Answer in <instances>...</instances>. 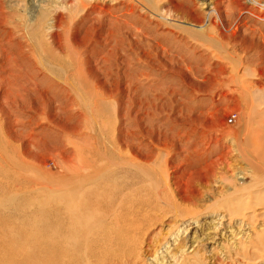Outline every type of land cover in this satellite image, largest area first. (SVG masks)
<instances>
[{"label":"rangeland","instance_id":"rangeland-1","mask_svg":"<svg viewBox=\"0 0 264 264\" xmlns=\"http://www.w3.org/2000/svg\"><path fill=\"white\" fill-rule=\"evenodd\" d=\"M147 2L178 16L179 26L194 32L174 34L159 28L145 10ZM217 2L0 0V264L101 263L99 216L90 217V224L86 215L93 213L83 205L86 200L90 207L97 205L96 170L123 176L128 167H110L119 159L109 154L110 162H97L90 180L79 178L85 172L76 178L74 169L85 167L92 154L104 156L115 139L122 147L120 162L137 167L132 172L153 171L164 189L168 171L174 176L168 185L176 189L175 179L180 178V194L202 201V208L218 202L212 215L180 222L179 231L170 232L175 234L169 245L154 246L159 254L148 252L145 245L139 264H264L251 251L254 240L264 239V218L251 220L252 210L244 212L243 223L239 215L222 216L225 201L250 194L264 203V194L246 182L248 161L234 140L242 137L245 126L226 100L222 84L228 75L221 70L229 60L207 15L215 5L223 15L222 28L242 23L237 42L250 58L258 55L263 63L264 22L244 9L251 0ZM81 4L90 9L85 12ZM194 36L214 53L195 49L188 40ZM181 37L186 44L179 42ZM248 80L257 82L252 76ZM163 147L172 152L165 153ZM202 170L208 173L204 176ZM67 203L70 213L64 210ZM121 259L135 261L128 255Z\"/></svg>","mask_w":264,"mask_h":264},{"label":"bare ground","instance_id":"bare-ground-1","mask_svg":"<svg viewBox=\"0 0 264 264\" xmlns=\"http://www.w3.org/2000/svg\"><path fill=\"white\" fill-rule=\"evenodd\" d=\"M251 1L252 2L250 3V5H248L246 7L243 6L244 9L246 11H249V16H254L256 19H258L257 21H263L264 22V3H260L259 1L257 2V0H251ZM220 2H221V0H218L217 5ZM147 3H148L147 4L148 7H146L145 10L148 13L152 14V16L154 15L155 20H157V22L159 23V24L158 23L157 24L160 25L159 28H161V26H163V27L167 28L168 30L173 31V33L178 31V30H180V31L184 30V32H187V33L194 32V31H190L188 29H183L181 26H179V24H178L179 21H177V18H176L178 16L175 17V16H173L174 14L173 15L165 14L166 11L165 12L158 11V9L154 8L150 2H147ZM90 5L91 4L89 3V6ZM82 6H84V8L83 7L82 8L85 10V12L90 9L89 6H87L86 8H85L86 5H82ZM143 6H146V4ZM174 7H176V6L174 5ZM177 7H179V6H177ZM218 7H215V5H214V8L209 9V13L207 15V24L213 30V32H215V36L217 38H219L218 42H220V45L222 43L223 47H225L226 51L223 48L222 49L226 53L225 56L228 57V60H229V61L227 60L228 61V67L223 66L222 70H221V68H220V70H221L223 75L225 73H227L226 75H228V76L224 78L225 83L222 84V86L224 85L223 87H224V89L227 90V93H228V96L226 98L227 102L230 105L235 106V111L239 112V116L243 120L244 126H245L244 127L245 132L242 135V137L239 138V136H234L235 137L234 140L237 143V145L240 146V148H242V150H243L242 155L248 161L247 166L249 168V170H248L249 173L247 175L246 182H249L250 186L252 185V186H255L257 188H262L263 194H264V63H263V59L260 60L258 55H256L255 59H254V57L250 58L248 55V50L245 48V46L243 44H240L241 42L240 43L237 42L238 34H239L240 30L242 29V23L237 21V22H234L232 25H230L228 28H222V25L224 22L223 21V15L218 10ZM82 8H81V10H82ZM84 10H82V11H84ZM256 10L259 11L258 15L254 14V12ZM176 13H178V12H176ZM147 16H149V15H147ZM155 24H156V22H155ZM156 28H158V27H156ZM173 33H170V34H173ZM177 34H178V32H177ZM171 38H174V37L172 36ZM173 40H175V39H173ZM188 40L192 42V44L195 46V49L196 48L201 49V51H204L206 53H214L213 51H211V47L206 45L204 40H200V39H198V37H195V36L192 38V40H190V39H188ZM179 42H181V43L185 42L184 38L181 37ZM183 44H186V43H183ZM239 50H241L240 54L238 53ZM215 53H217V52H215ZM216 56H218V55H216ZM251 76H252L253 80H256L257 82L249 81L248 78ZM260 83H262V85H259ZM79 87H80V85H79ZM100 101H102V100H100ZM95 102H97V101H95ZM102 102H105L102 104H107L106 100H104ZM111 102H113V101H111ZM102 104H101V106L103 107L104 105H102ZM244 106H245V108H244ZM102 115L103 114L101 113L100 117H102ZM105 115H107V114H105ZM98 123H99V121H98ZM102 128H104V127H102ZM9 139H10V137H9ZM89 141H91V140H89ZM169 141H171V140H169ZM213 142H216V140L212 141V142L210 141L209 143H213ZM120 144L121 143H119V141H117L115 139L112 142V145H110L111 150L109 149V151H106V152H108V154L105 152L104 156H103L102 152L101 153L97 152L98 154H97V156L95 154V157H93L94 155L92 154V157H88L91 159H90V161L87 162V165L85 162H82V163H85V165H86L85 167L83 165L82 166L80 165V167H81L80 169L79 168L74 169V172H75L74 175L76 178H78L79 176H82L81 174H83V172H85L86 175H84L83 177H79V178L80 179L84 178V179L90 180L92 178V175H94V174H92V172H93V168L95 166H97V162L99 163V165L102 163L101 161L110 162V159L108 157L109 154H111L112 157L117 158V160L119 159V161H118L119 163L118 162L116 163V161L110 162V164L112 165L110 167H113L114 169L116 168V170L118 167H119V169L123 166L128 167V169L124 168L121 171L122 172L121 174H123V176H121L119 174V172H116V171H109V172L106 171L104 173L103 170L102 171L100 170L99 172L96 170L95 178L99 179V182L96 183V185L93 186V188L99 189V192H97L98 194L95 195L97 198V202L95 200L97 205L95 207H92V206L90 207L89 202H87V200H86V202H87L86 203L84 200L85 205H83V206H85L86 212L88 211L90 213H93V214H90L89 216L86 215V217L87 218L94 217V219H95V215L99 216V224L97 227L99 228L98 231L100 232L99 235L101 236L100 237L101 239L98 238V239H100V242L98 245H99L100 252L103 255V258H102L100 264H131L130 261L128 262V260L127 261L122 260L121 259L122 255H125V256L128 255L130 257H134L135 258L134 264H139V262L141 260V254L143 252L145 245H146V249L148 252L151 253V252L155 251V253H153L154 255L159 254V250H155L156 247H154V246L158 245V243L160 244L159 246H161L160 248L169 245L170 244V241H169L170 237H172L175 234L174 232H172V234L170 235V232L173 231L174 229H176V230H174L175 232L179 231L180 222H182L183 220H185L186 218H189V217L193 218L192 220H197L198 218H201L206 214L214 213L212 211H215L214 209L217 208V203H218L215 201V203H213V205L211 203L212 206L209 205V207H208V204H205L206 206L205 205H203V206H205L206 208L205 207L202 208L201 207L202 205L201 206L199 205L202 203V201H192V199L188 198L187 193H186V197L184 196L185 194L184 195L180 194V189H181L180 187L182 186L180 184V178L175 179L177 181V183H175L176 185H173V186H175L177 188L173 189L171 187L172 185L171 186L168 185L167 182L169 179L172 180V178L174 176L169 174V172L167 171V168H166L167 172H165V174L163 176V177H165L164 178L165 179V181H164L165 182L164 183L165 188L164 189L163 188L161 189L160 185H158L157 182L160 180V177H158L156 174H154L153 171H144L142 169H139L140 174L138 172H136V173L132 172L131 171L132 167H135V165L129 164V163H123L122 164L120 162L123 160L122 147L120 146ZM156 144L158 145V143H156ZM152 145H155V144H152ZM169 146L171 147L170 142H169ZM198 147H199V145H198ZM163 149L164 150L166 149L165 153L166 152L168 153V151L170 153L172 152V151H170L171 149L168 150L167 148H164V147H163ZM160 150H161V148H160ZM89 152H91V151H89ZM196 154L198 155L199 153H196ZM170 155H172V154H170ZM242 155H240V156L243 157ZM129 156H132V155H129ZM104 157H106V158H104ZM88 158H87V160H88ZM126 158H127V156H126ZM128 159H131V158L129 157ZM244 163H246V160ZM165 166H167V165H165ZM135 168H137V167H135ZM202 171H204V170H202ZM246 171H247V169H246ZM246 171H245V173H247ZM198 172H199V175H201L202 172L201 171H198ZM204 172H203V174L205 176V174H207L208 172L207 173L206 172L204 173ZM203 174H202V176H203ZM213 174H215V173H213ZM124 175H126V176H124ZM184 176H185V173H182L181 177L183 178ZM202 176L201 177L197 176V177L200 178V180H201L202 178H204ZM209 176H210V174H209ZM206 178H208L207 175H206ZM240 182H242V181H240ZM244 185H247V184L243 183V186ZM186 188H188V186H186ZM247 189H248V187L243 188V190H247ZM254 191H256V190H254ZM251 192H253V190H251ZM182 193H184V192H182ZM189 193L191 194V192H189ZM197 193H198V191H197ZM238 193L239 192H237V194ZM242 193H244V191ZM245 193H246V191H245ZM260 193H261V191H260ZM68 194H70V193H68ZM179 194L183 195L185 197L183 199V204L180 203L181 198L178 196ZM199 194H196V195H199ZM82 195L84 196V194H82ZM201 195L204 196V194H202V193H201ZM205 195H206V193H205ZM213 195H215V194L213 193ZM234 195H236V194H234ZM243 195L241 197H237L236 199L234 198V199L227 200L223 204H221V207L224 210V211L222 210L223 212L221 211L222 213H224V215L222 214V216H224V217L228 216V217H230V219H232L233 217L239 215L240 218L242 219V218H245L247 216L244 213L245 211L252 210V211H249L250 214L248 217H250L251 220L254 218L257 219L259 217L258 221L262 220V219H260V217L264 218V212L260 213V216L256 215V214L258 212L257 211L258 209L264 210V203L255 202L254 198L250 194H248V196H246V197ZM70 196H71V194H70ZM75 196H76V194H75ZM79 196H81V195H79ZM183 196H181V197L183 198ZM232 196L230 194V197H232ZM178 197L180 199H178ZM202 197H201V199H204ZM220 198H222V197H220ZM68 199H66L67 202H68ZM76 204H77V202H76ZM196 204H197V206H195ZM71 206L72 205H68V203H67L66 208H64V210H66L67 213L72 212ZM198 206H200L201 208H198ZM74 207H75V205H74ZM59 208H60V205L58 203V205L55 208V210H56V214H54L55 216L58 215V212L60 211ZM217 213H219V212H217ZM81 214H83V212H81ZM83 217H85V216H83ZM79 219H80V217H79ZM227 219H229V218H227ZM73 221H75V220H73ZM90 221H91V218L88 219V222L90 224H92ZM242 223H243V219H242ZM157 226H161L162 228L160 227V229H159ZM164 226H166V227H164ZM81 227H83V226H81ZM163 227H164V229H163ZM87 228H89L88 225H87ZM77 229H79V228H77ZM89 229H87V230H89ZM56 230H58V229H56ZM96 230H97V228H96ZM75 232H77V230ZM88 233H89V231H88ZM79 234H81V231ZM99 235H96V236L99 237ZM81 238H83V237H81ZM56 246L57 247H56L55 252L58 254L61 250L59 248L58 242H56ZM176 251L178 253L180 252V243H179L178 247L176 248ZM251 251H252V254L254 256H257V259H259V261H256V262L264 261V239H262L261 237H258L256 240H254L253 243L251 244ZM227 258H229V257H227ZM130 260H133V258H130ZM226 260H228V259H226ZM61 261H63V260H61ZM55 262L56 261H54V264H55ZM63 263L65 264V261ZM66 263H68V262H66ZM56 264H58V263H56Z\"/></svg>","mask_w":264,"mask_h":264}]
</instances>
